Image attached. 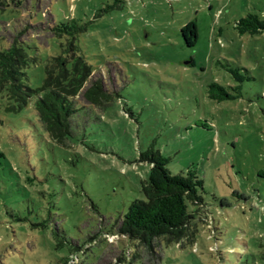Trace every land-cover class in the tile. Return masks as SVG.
I'll list each match as a JSON object with an SVG mask.
<instances>
[{
  "label": "rangeland",
  "instance_id": "rangeland-1",
  "mask_svg": "<svg viewBox=\"0 0 264 264\" xmlns=\"http://www.w3.org/2000/svg\"><path fill=\"white\" fill-rule=\"evenodd\" d=\"M249 13L263 20L264 0H0V51L21 44L30 87L82 105L63 146L31 105L9 113L0 95V264H57V232L82 246L69 264H251L264 251V32L234 29ZM95 83L118 97L90 106ZM150 146L171 174L194 166L203 182L209 226L194 246L116 232L143 198Z\"/></svg>",
  "mask_w": 264,
  "mask_h": 264
},
{
  "label": "trees",
  "instance_id": "trees-1",
  "mask_svg": "<svg viewBox=\"0 0 264 264\" xmlns=\"http://www.w3.org/2000/svg\"><path fill=\"white\" fill-rule=\"evenodd\" d=\"M123 1L116 0V3ZM234 29L239 35H258L264 32V19L249 13L235 22ZM59 31L68 32V29ZM180 36L187 47H194L198 38L195 25L187 23L181 29ZM35 64V59L16 42L0 51V95L5 98L4 109L9 113H18L31 105L49 139L64 146L72 135V120L82 105L76 103L72 96L56 89H32L26 72ZM209 88L210 91L220 92V101L230 98L224 88L217 84ZM82 96L90 106L98 109L108 106L118 97L116 93L107 95L96 83ZM139 161L149 166L146 180L141 181L143 198L131 201L126 211L116 219V232L126 236L130 242H137L149 249L161 241L181 247L194 246L198 226H209L204 223L209 221V212L201 196L203 182L197 176L195 167L191 166L180 174H171L167 169L169 159L152 146L141 153ZM211 222L210 225H213V220ZM55 240L56 249L66 248V256L57 264H69L72 257L77 259L78 251L82 252V246L68 248V238L58 232L55 233ZM252 258L251 264H264V251ZM136 260L134 257L131 264Z\"/></svg>",
  "mask_w": 264,
  "mask_h": 264
}]
</instances>
